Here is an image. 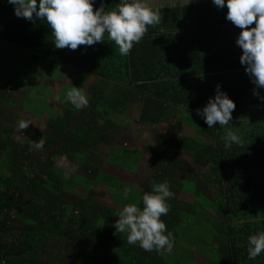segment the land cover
<instances>
[{
  "label": "trees",
  "instance_id": "obj_1",
  "mask_svg": "<svg viewBox=\"0 0 264 264\" xmlns=\"http://www.w3.org/2000/svg\"><path fill=\"white\" fill-rule=\"evenodd\" d=\"M103 2L110 11L119 0ZM99 4L95 0L93 10ZM155 9L159 23L147 26L141 40L122 56L106 33L104 41L91 46L57 49L46 20L17 18L13 6L0 0L4 52L14 53L9 44L25 48L27 57L19 62L26 71L74 66L78 78L73 84L88 100L77 109L62 91L61 113L48 117L45 129L30 133L29 140H17L12 125L4 122L17 118L5 105L14 98L12 62L5 63L8 89L0 88V264H264V251L247 258L248 236L264 231V88H256L239 62L241 49L235 41L241 29L225 19L226 7L217 9L211 0ZM217 84L235 109L228 124L208 128L195 109L215 95ZM132 102L143 109L141 123L168 126L155 129L154 143L148 144L152 173L139 190L130 185L121 195L118 179L101 171L97 150L110 144L118 165L136 167L142 152L113 143L129 128L117 118ZM181 125L192 134L181 133ZM228 131L240 135L239 145L224 147ZM40 139L42 147H33ZM60 157L78 165L71 177L57 167ZM197 166L205 170L196 174ZM96 181L107 185L117 205L137 203L141 208L150 182L167 181L173 196L161 219L173 233V244L182 240L194 248L145 251L128 244L126 234H114L121 209L95 199ZM186 181L193 183L187 186ZM77 184L88 188V195L76 191ZM185 192L193 201L180 197ZM205 205L211 214L206 215ZM195 251L207 262L194 257Z\"/></svg>",
  "mask_w": 264,
  "mask_h": 264
},
{
  "label": "clouds",
  "instance_id": "obj_2",
  "mask_svg": "<svg viewBox=\"0 0 264 264\" xmlns=\"http://www.w3.org/2000/svg\"><path fill=\"white\" fill-rule=\"evenodd\" d=\"M13 6L14 15L28 21L43 18L51 29L54 46L75 50L79 45L91 46L104 41V35L114 43L119 54L126 56L134 43H138L147 31V26L159 23L158 9L148 5L146 0H119L116 8L106 10L103 0L93 10L95 0H6ZM217 8H227L225 19L241 29L236 45L241 49L239 62L256 88H264V0H211ZM254 95L258 93L253 90ZM67 102L75 108L86 107L88 100L79 87L73 86L65 93ZM264 100V97H260ZM234 101L220 85L215 95L202 107L195 109L208 128L215 124L223 127L232 119ZM31 123L18 121L23 130ZM225 148L239 145L241 137L228 131L223 137ZM43 140L33 147L40 148ZM151 191L143 193L142 208L137 203L125 204L114 222V234H126L127 243L138 245L145 251L171 250L174 236L166 231L162 216L169 211L167 201L173 196L167 181L150 182ZM264 251V231H258L247 238V258L255 259Z\"/></svg>",
  "mask_w": 264,
  "mask_h": 264
},
{
  "label": "rangeland",
  "instance_id": "obj_3",
  "mask_svg": "<svg viewBox=\"0 0 264 264\" xmlns=\"http://www.w3.org/2000/svg\"><path fill=\"white\" fill-rule=\"evenodd\" d=\"M9 46L12 47L14 53L10 50L4 52L0 47V88L3 90L8 89V86L5 85L7 80V76L5 75V63L8 61L12 62L8 63L11 64L12 67L11 75H14L12 79V84L14 86L11 90L14 98L11 103L10 101L5 102V105L7 106V110L13 112L17 118L5 119L4 122L12 125L14 130L13 136L17 140L26 141L30 139V133H36L39 130L45 129L48 117L57 116L61 113L63 108L62 91L66 93L71 87L76 86L73 82L78 78V71L69 66L56 67L55 69L37 67L38 69H36L35 72L33 69L31 71H26V68L20 65L21 62H19V60L21 58L24 62L27 57V54H25L27 50L16 45L9 44ZM12 55H15V61L12 59ZM92 81L93 79L89 82ZM89 82L86 83L85 89L88 88ZM142 116L143 109H141L138 103L132 102L128 104L124 110V114L119 115L117 121L123 126L128 122L129 128L124 132L116 131L118 133L122 132V135L118 134L119 136L114 142L111 140V143L113 142L117 146L127 147L142 152V156L138 158L139 162L134 169H126L118 165L116 156L114 155L116 154V150L112 149L110 144H102L97 150L98 160L100 161L98 164L101 171L118 179L120 185L122 184L123 186V189L119 191L121 195H123V190H129L130 185L141 188V183L152 173L153 158L148 144L150 142L154 143L153 131L155 129H166L168 126L165 123H159L155 127L145 125L140 121ZM19 118L31 121L26 129L21 130L18 127ZM124 128L125 127H123V129ZM132 128L133 132L131 130ZM182 128L183 130L181 133L185 135L192 134L190 128L183 125ZM56 165L68 177H71L78 168L77 164H74L66 157H60ZM196 170H198L196 174H201V172L205 170V167L197 166ZM191 183L193 182L186 181L187 186H190ZM93 189L97 192L95 196L97 201L117 207V203L112 199L111 192L108 190L105 183L96 181L93 184ZM75 190L84 192L86 195H88L89 192L88 188L83 184L75 185ZM180 197L189 201H193L194 199L192 194L183 193ZM206 208H208L206 215H208V213L211 214L212 208L210 206H206ZM189 244L190 243L186 241L179 240L177 243L173 244L172 249H176L178 245L179 247L190 246L194 248L193 245ZM179 254H183L182 248ZM193 254L198 260L203 262L206 261L197 251L193 252Z\"/></svg>",
  "mask_w": 264,
  "mask_h": 264
},
{
  "label": "crops",
  "instance_id": "obj_4",
  "mask_svg": "<svg viewBox=\"0 0 264 264\" xmlns=\"http://www.w3.org/2000/svg\"><path fill=\"white\" fill-rule=\"evenodd\" d=\"M198 1H203V0H146V2L149 4L150 7L152 8H159V7H164L165 5H171V4H188V3H191V2H198ZM62 66H68V65H62ZM61 67V66H60ZM69 67H72V68H75L74 66H69ZM76 69V68H75ZM161 124H164L163 122H161ZM158 125V124H157ZM157 125H154L152 127H155ZM185 127H188L190 128L189 126H186V125H183ZM181 131L183 130L182 128V125H181ZM191 129V128H190ZM132 132H133V128L131 129ZM164 130V129H163ZM185 130V128H184ZM192 130V129H191ZM135 187V186H134ZM135 189L139 190L140 188L139 187H135ZM185 194H191V193H187L185 192ZM117 208L118 209H122V206L121 205H117ZM177 249V248H176ZM194 255V254H193Z\"/></svg>",
  "mask_w": 264,
  "mask_h": 264
}]
</instances>
